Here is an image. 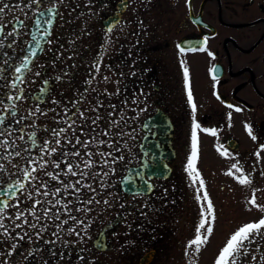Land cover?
<instances>
[{"label":"flooded vegetation","instance_id":"obj_1","mask_svg":"<svg viewBox=\"0 0 264 264\" xmlns=\"http://www.w3.org/2000/svg\"><path fill=\"white\" fill-rule=\"evenodd\" d=\"M107 113L135 158L94 202L59 139ZM241 193L213 264H264V0H0V264H172L205 196ZM52 197L77 218L43 220Z\"/></svg>","mask_w":264,"mask_h":264},{"label":"rangeland","instance_id":"obj_2","mask_svg":"<svg viewBox=\"0 0 264 264\" xmlns=\"http://www.w3.org/2000/svg\"><path fill=\"white\" fill-rule=\"evenodd\" d=\"M81 121L84 122L83 120L75 121L60 133L59 141L63 144L62 157L66 159L65 163L67 165H64V169L61 172L59 171V174H71L77 180L83 175L91 176L94 193L92 197L95 202L98 197L96 195L98 194L97 186L101 183L108 184L112 195L114 193L112 191L113 187L116 186L123 167L134 161V137L137 132L134 130L130 118L124 120L120 116L115 118L109 114L104 117L93 114L91 118L86 119V123L82 128L74 130L73 126L79 127L82 124ZM238 132L241 135V131L238 130ZM243 135L245 136V134ZM198 136L197 131L193 130L190 141L191 149H193L191 150V157L194 158L198 157ZM206 151H209L208 144H206ZM226 153L227 151L220 147V152L217 153V158L221 161L220 164L228 162L229 158H225ZM207 154L212 157L214 154L213 148ZM243 185L237 183V186L241 189ZM233 188L235 189L236 186ZM222 197H225V195H222ZM54 198L56 197L47 200L46 205L51 206V210L48 207L42 211L40 216L43 220L57 219V223L63 227L65 222L77 218L72 213L74 208H69L67 197L66 199L62 198L60 201L55 199L53 204ZM211 199L205 196L202 210L193 211L191 214L187 239L176 250L172 264H213L216 254L219 253L218 245L230 237L231 223L235 221L233 218L241 221V217L244 216V193H241L237 199L231 197L229 202L227 200L228 203L224 205L223 212L220 214L212 209L213 202ZM221 200H225V198H221ZM235 204L238 209L232 212ZM258 205H262L261 200ZM90 209L92 210L90 212L93 232H95V229L99 226L97 225L99 219L96 214L98 209L95 206H91ZM235 212L237 213L235 214ZM85 213L81 212L79 216L86 215ZM76 237L79 238L78 235Z\"/></svg>","mask_w":264,"mask_h":264},{"label":"water","instance_id":"obj_3","mask_svg":"<svg viewBox=\"0 0 264 264\" xmlns=\"http://www.w3.org/2000/svg\"><path fill=\"white\" fill-rule=\"evenodd\" d=\"M227 141H228L230 144H232V145L235 143V141H233L232 139H228ZM125 185H126V184H125ZM125 185H124V187H125ZM125 189H126V190H131V189L128 188V187H127V188L125 187Z\"/></svg>","mask_w":264,"mask_h":264}]
</instances>
